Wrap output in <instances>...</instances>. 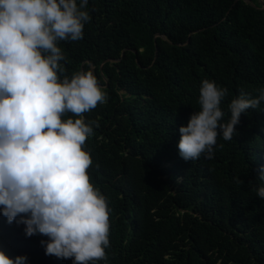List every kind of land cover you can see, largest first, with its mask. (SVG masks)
<instances>
[{"label":"trees","instance_id":"trees-1","mask_svg":"<svg viewBox=\"0 0 264 264\" xmlns=\"http://www.w3.org/2000/svg\"><path fill=\"white\" fill-rule=\"evenodd\" d=\"M83 10V38L57 42L58 75L90 70L106 94L82 117L99 125L82 147L109 212L107 259L95 264H264V102L241 114L231 141L217 137L211 157L185 161L178 149L202 81L228 90L222 123L241 91L264 88V0H88ZM25 227L0 212V250L73 264Z\"/></svg>","mask_w":264,"mask_h":264},{"label":"clouds","instance_id":"clouds-1","mask_svg":"<svg viewBox=\"0 0 264 264\" xmlns=\"http://www.w3.org/2000/svg\"><path fill=\"white\" fill-rule=\"evenodd\" d=\"M88 0H0V212L11 224H24L25 235L48 237L45 254L74 258L73 264L106 260L109 246L107 201L90 182V154L83 150L93 133V121L83 115L106 94L92 71L61 80L64 69L58 41H78L91 17ZM255 98L241 91L228 105V94L204 80L198 103L181 126L179 155L185 161L211 157L217 137L231 141L242 113L264 102V88ZM71 113L76 119H62ZM259 179L264 181V170ZM238 183L243 184L242 180ZM264 198V186L257 189ZM17 217H20L17 220ZM0 250V264H26Z\"/></svg>","mask_w":264,"mask_h":264},{"label":"water","instance_id":"water-1","mask_svg":"<svg viewBox=\"0 0 264 264\" xmlns=\"http://www.w3.org/2000/svg\"><path fill=\"white\" fill-rule=\"evenodd\" d=\"M245 3H249V0H243ZM260 2H262V0H259Z\"/></svg>","mask_w":264,"mask_h":264}]
</instances>
